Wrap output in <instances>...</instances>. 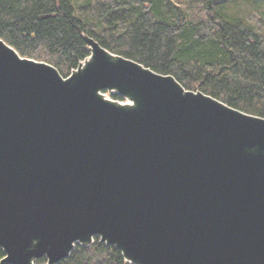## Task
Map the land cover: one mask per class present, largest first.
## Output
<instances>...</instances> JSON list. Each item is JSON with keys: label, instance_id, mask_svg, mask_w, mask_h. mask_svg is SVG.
<instances>
[{"label": "water", "instance_id": "obj_1", "mask_svg": "<svg viewBox=\"0 0 264 264\" xmlns=\"http://www.w3.org/2000/svg\"><path fill=\"white\" fill-rule=\"evenodd\" d=\"M85 41L64 76L0 38V264H264V117Z\"/></svg>", "mask_w": 264, "mask_h": 264}, {"label": "trees", "instance_id": "obj_2", "mask_svg": "<svg viewBox=\"0 0 264 264\" xmlns=\"http://www.w3.org/2000/svg\"><path fill=\"white\" fill-rule=\"evenodd\" d=\"M227 1L237 0H206L193 17L174 0H0V38L68 76L90 55V36L188 90L264 117V18L229 15ZM60 264L130 263L96 238Z\"/></svg>", "mask_w": 264, "mask_h": 264}, {"label": "rangeland", "instance_id": "obj_3", "mask_svg": "<svg viewBox=\"0 0 264 264\" xmlns=\"http://www.w3.org/2000/svg\"><path fill=\"white\" fill-rule=\"evenodd\" d=\"M176 3L180 4L184 9L189 10V15L195 17L200 14L198 9H202L204 2L206 0H174ZM227 6H229L228 14L236 16L239 19L249 20L251 23L259 24L260 20L264 18V0H237L234 4L233 1H227ZM196 8V9H195ZM96 242V239L94 243ZM93 243V244H94ZM75 250V249H74ZM45 259L39 262V264H44Z\"/></svg>", "mask_w": 264, "mask_h": 264}]
</instances>
